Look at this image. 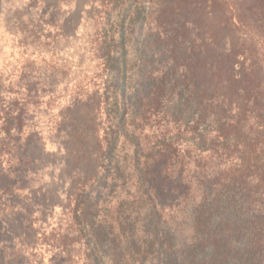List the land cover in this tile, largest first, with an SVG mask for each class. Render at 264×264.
Segmentation results:
<instances>
[{
    "label": "trees",
    "instance_id": "1",
    "mask_svg": "<svg viewBox=\"0 0 264 264\" xmlns=\"http://www.w3.org/2000/svg\"><path fill=\"white\" fill-rule=\"evenodd\" d=\"M105 4L104 90L112 96L91 188L135 194L110 213L89 205L88 192L73 203L90 264H264V0ZM144 75L147 96L134 109ZM13 124L0 108V136ZM12 159L15 179L4 190L22 191L19 180L35 177L33 160ZM157 164L180 174L193 204L180 242L149 185ZM99 223L111 239L107 254Z\"/></svg>",
    "mask_w": 264,
    "mask_h": 264
},
{
    "label": "rangeland",
    "instance_id": "2",
    "mask_svg": "<svg viewBox=\"0 0 264 264\" xmlns=\"http://www.w3.org/2000/svg\"><path fill=\"white\" fill-rule=\"evenodd\" d=\"M107 7L105 0H0V108L14 123L0 136V264H90L73 203L88 192L89 205L110 213L133 199L135 187L91 188L104 100L112 96L104 90L111 77L102 60ZM145 96L144 75L131 96L133 103L142 99L134 109ZM18 153L33 160L35 177L19 180L22 191L4 190L15 179L9 167ZM160 165L149 168V185L180 242L184 211L193 204L184 200L180 174ZM97 229L103 248L111 239H104L103 224ZM101 251L107 254V246Z\"/></svg>",
    "mask_w": 264,
    "mask_h": 264
}]
</instances>
